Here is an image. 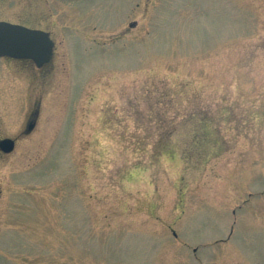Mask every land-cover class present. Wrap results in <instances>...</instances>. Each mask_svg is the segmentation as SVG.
Returning <instances> with one entry per match:
<instances>
[{"label": "rangeland", "instance_id": "374dc122", "mask_svg": "<svg viewBox=\"0 0 264 264\" xmlns=\"http://www.w3.org/2000/svg\"><path fill=\"white\" fill-rule=\"evenodd\" d=\"M0 20L54 42L40 68L0 58V264H264V0Z\"/></svg>", "mask_w": 264, "mask_h": 264}, {"label": "water", "instance_id": "95a60500", "mask_svg": "<svg viewBox=\"0 0 264 264\" xmlns=\"http://www.w3.org/2000/svg\"><path fill=\"white\" fill-rule=\"evenodd\" d=\"M53 41L49 33L40 29H33L0 21V57L14 59H29L39 68L50 60ZM33 121L26 125L25 132L32 130ZM13 149V141L9 138L0 140V150L8 153Z\"/></svg>", "mask_w": 264, "mask_h": 264}, {"label": "flooded vegetation", "instance_id": "af4514ba", "mask_svg": "<svg viewBox=\"0 0 264 264\" xmlns=\"http://www.w3.org/2000/svg\"><path fill=\"white\" fill-rule=\"evenodd\" d=\"M0 139H3V138H0ZM13 139V138H12ZM13 143H15V139H13ZM1 152V151H0ZM2 153V152H1Z\"/></svg>", "mask_w": 264, "mask_h": 264}]
</instances>
